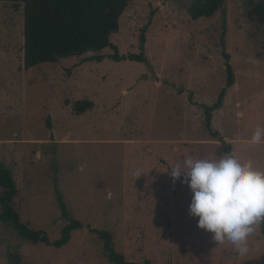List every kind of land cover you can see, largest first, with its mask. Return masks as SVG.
<instances>
[{
	"label": "rangeland",
	"instance_id": "1",
	"mask_svg": "<svg viewBox=\"0 0 264 264\" xmlns=\"http://www.w3.org/2000/svg\"><path fill=\"white\" fill-rule=\"evenodd\" d=\"M128 1L111 40L120 54L141 53L148 27L151 66L83 62L89 53L25 69L24 5L0 1V163L17 184L14 207L51 242L67 224L60 196L84 225L57 247L25 240L0 219V264H112L89 227L110 231L116 251L137 263L264 264L262 223L246 255L217 244L189 215L191 191L168 168L189 155L223 156L230 143L264 170V143H251L264 127V25L249 18L245 0H225L199 20L178 0ZM223 52L235 83L212 113L215 136L205 105L227 87ZM79 102L90 104L79 111Z\"/></svg>",
	"mask_w": 264,
	"mask_h": 264
},
{
	"label": "trees",
	"instance_id": "2",
	"mask_svg": "<svg viewBox=\"0 0 264 264\" xmlns=\"http://www.w3.org/2000/svg\"><path fill=\"white\" fill-rule=\"evenodd\" d=\"M19 2L24 5V68L30 69L45 62H58L65 58L92 55L83 58V62H102L109 57L115 61L129 59L151 66L145 53L146 32L141 34V53L120 54L111 37L119 31L120 18L128 6V0H0ZM187 15L193 20L212 17L223 9L225 0H178ZM245 11L249 18L264 25V0H245ZM114 48V53L106 56L99 54L105 48ZM227 59V87L224 88L213 105H205L206 126L211 134L213 131L212 113L223 105L227 88L235 83V73L229 61L230 55L223 52ZM89 102H79V111L85 109ZM225 149L232 151L231 144L226 143ZM0 219L10 222L20 236L33 243H47L61 247L71 239L72 232L82 228L83 223L70 217L66 204L61 200V209L67 224L59 239L51 242L45 230L35 229L22 222L14 207V198L18 193L17 184L10 168L0 163ZM103 240V251L112 264H152L150 261L137 263L128 261L117 252L113 245V235L107 230L89 227ZM264 233V223H262Z\"/></svg>",
	"mask_w": 264,
	"mask_h": 264
},
{
	"label": "clouds",
	"instance_id": "3",
	"mask_svg": "<svg viewBox=\"0 0 264 264\" xmlns=\"http://www.w3.org/2000/svg\"><path fill=\"white\" fill-rule=\"evenodd\" d=\"M251 143H264V127L255 129ZM169 167L173 181L191 191L189 215L197 219V227L211 233L217 244L227 241L238 255H246L248 238L264 223V170L235 151L216 157L189 155Z\"/></svg>",
	"mask_w": 264,
	"mask_h": 264
},
{
	"label": "crops",
	"instance_id": "4",
	"mask_svg": "<svg viewBox=\"0 0 264 264\" xmlns=\"http://www.w3.org/2000/svg\"><path fill=\"white\" fill-rule=\"evenodd\" d=\"M220 109V108H219Z\"/></svg>",
	"mask_w": 264,
	"mask_h": 264
}]
</instances>
